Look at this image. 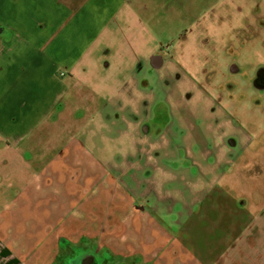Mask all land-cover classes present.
<instances>
[{"label":"rangeland","instance_id":"374dc122","mask_svg":"<svg viewBox=\"0 0 264 264\" xmlns=\"http://www.w3.org/2000/svg\"><path fill=\"white\" fill-rule=\"evenodd\" d=\"M6 4L0 0L3 10ZM120 4L86 44L61 50L64 67L47 69L41 87L13 91L38 105L45 101L46 109L53 97L55 117L15 147L0 140L3 148L20 150L19 159L12 150L5 152L9 170L30 167L39 173L35 183L28 173L18 186L35 185L36 203L12 188L0 199V244L6 250L0 264H46L47 252L39 247L69 230L104 250L127 254L132 245L141 251L142 240L151 242L146 222L152 215L138 216L141 233L129 227L133 206L145 202L143 191L165 201L169 210L179 206L182 217L190 212L197 230L191 237L194 264H221L226 250L236 258L227 254L224 264H243L241 252L255 248V233L264 229L255 218L264 203V108L248 85L264 62V0ZM9 18L0 12V21ZM35 44H21L20 51L39 53ZM155 55L163 56L159 71L148 68ZM235 58L242 64L236 65L238 77L228 70L231 61L238 63ZM12 89L5 90V98ZM147 120L156 135L143 136ZM229 139L237 147L231 149ZM59 151L69 155L68 169L80 168L85 177L96 172L91 186L61 184L68 177L58 173ZM31 153L32 163L23 165ZM134 171L139 193L131 194L126 184ZM80 177L76 181L82 182ZM238 199L250 208L241 209ZM43 213L51 231L47 243L38 240L36 247L33 239L45 231ZM206 219L209 225L203 224ZM34 249L39 259L31 255ZM252 259L264 264V238Z\"/></svg>","mask_w":264,"mask_h":264},{"label":"crops","instance_id":"0c3cea01","mask_svg":"<svg viewBox=\"0 0 264 264\" xmlns=\"http://www.w3.org/2000/svg\"><path fill=\"white\" fill-rule=\"evenodd\" d=\"M3 1H7V10L0 8V12L6 11L10 18L0 21V136L1 131L7 136L0 140L15 147L18 142L37 134L38 126L45 125L52 118L53 101L51 97V105L46 109L45 101L38 105L30 95H14L15 88L21 86L24 90L33 91L41 87L42 76L47 74V69L51 72V67L53 70L64 67L60 61L64 56L60 53L61 50L86 44L106 21L108 11L117 10L122 5L120 2L128 0H13L11 4L9 0ZM24 43H37L35 48L39 53L20 51L19 45ZM74 61L69 63L67 70H70ZM55 77L53 80H57ZM76 83L77 81L73 86H76ZM10 86L13 89L5 98L4 92ZM70 86L72 84L67 87ZM5 106L8 109H4ZM2 146L3 144H0V199L7 194L8 188H12L20 190L16 193L24 196L28 202H35V185H27L25 188L18 186L28 173L35 178V183L38 172L33 173L30 167L9 170L8 165H4L5 152L12 150L19 159L20 150ZM32 155L34 154L31 153L30 158L21 160V163H32ZM35 165L34 163L33 167ZM246 205L245 210L250 208L248 201ZM258 208L261 212L255 216L256 223L264 224V203ZM235 209H238L236 205ZM263 238L264 229L255 233L256 247L241 252L245 254L243 264L261 263L252 257L257 253ZM4 251L5 247L0 244V258L5 256ZM227 254L230 255L229 250L221 254V264L227 262ZM230 257L236 258L234 255Z\"/></svg>","mask_w":264,"mask_h":264},{"label":"flooded vegetation","instance_id":"af4514ba","mask_svg":"<svg viewBox=\"0 0 264 264\" xmlns=\"http://www.w3.org/2000/svg\"><path fill=\"white\" fill-rule=\"evenodd\" d=\"M253 44V43H252ZM252 44H250L252 46ZM159 56L163 59L161 55ZM238 61L237 64L234 61H231L228 65L229 73L232 76H240L241 68L238 69V66L242 65L238 58H235ZM164 61V60H163ZM74 62L70 65V67H74ZM141 65V64H140ZM238 65V66H236ZM237 68H236V67ZM72 67V68H73ZM70 68V69H72ZM148 68L154 70L150 62L148 60ZM161 70V69H160ZM63 75V74H62ZM258 78L259 82L258 86H262L264 88V62L258 64L251 73L249 88L250 91L256 93L261 97L260 106L264 108V90H258L255 88L254 81ZM252 96H250L251 98ZM56 109V107H55ZM52 117L54 118L55 116ZM141 132L144 137H150L156 135V131L154 130L153 124L147 120L146 125L141 126ZM227 144L231 145V149L237 147L236 141L229 139L227 140ZM59 160L61 162L60 167H57L58 173L61 177H68L63 183V186H79L85 188L86 186H91V180L96 177V172L94 174L88 173L85 177L83 170L78 168V170H70L65 165L69 163L66 161L69 155H65L67 153L59 151ZM68 152V151H67ZM65 153V154H63ZM50 159V157H48ZM50 163V162H49ZM54 163V162H53ZM61 169L63 171H61ZM135 177L130 176L128 178V184L132 186H128L126 184L128 191L131 194L139 193V189H137V183L139 182L140 177L137 176L139 171H134ZM83 178V181H76V179L80 176ZM134 186V187H133ZM144 192V203H138L133 206V210L135 211V217L132 218L130 222V232L134 231L138 234L142 231L143 224L138 220V216L142 214L150 213L152 217H150L146 222V227L148 228L151 242L146 243L142 240L141 251L134 250L133 246L130 245L127 254L115 253L110 250L102 249L96 240L86 241L84 236L77 237V231L69 230V232L57 236L55 238V243H49L45 246L39 247L42 252L45 250L47 252L46 255V264H194L197 263V259L195 254L197 252L196 245H192L191 237L196 234V228L192 227L190 212L188 214V218L180 216L183 215V212L179 211V206H176L175 209L169 210L167 208V203L162 201L161 199L155 200L149 196L148 191ZM75 192H72V194ZM81 195V193H78ZM139 199V198H137ZM239 207H243L241 209L245 210L247 207L246 202L244 200H237ZM236 201V202H237ZM36 203V202H35ZM46 218L42 222L44 225L45 231H51V228L47 226L45 223L50 218L48 214ZM211 215V214H210ZM209 220H203L204 225H209ZM202 224V222H201ZM187 226L183 230V227ZM207 230V229H205ZM204 230V231H205ZM43 232V231H41ZM40 235V234H39ZM39 235H37L39 237ZM183 237V239H181ZM188 239H185V238ZM38 238L35 237L33 239V245L37 247ZM44 240V239H43ZM89 242L92 246L86 243ZM196 249V251L193 250ZM36 254V259L38 257V251L34 249L31 252V255L34 256ZM25 263H28L25 258H22ZM36 264V261L34 262Z\"/></svg>","mask_w":264,"mask_h":264},{"label":"water","instance_id":"95a60500","mask_svg":"<svg viewBox=\"0 0 264 264\" xmlns=\"http://www.w3.org/2000/svg\"><path fill=\"white\" fill-rule=\"evenodd\" d=\"M149 62H150L151 67L154 70H160V69H162L163 64H164L163 59L161 57H159V56H152V57H150L149 58ZM230 73H233V72L230 71ZM258 82H259V80H258V78H256L255 81H254L255 88L258 89V90H264V88L262 86H258L257 85Z\"/></svg>","mask_w":264,"mask_h":264},{"label":"trees","instance_id":"16d2710c","mask_svg":"<svg viewBox=\"0 0 264 264\" xmlns=\"http://www.w3.org/2000/svg\"><path fill=\"white\" fill-rule=\"evenodd\" d=\"M32 213H34V214H36L35 212H32ZM39 215V214H38ZM46 216V215H45ZM33 220H36V219H33ZM42 235V237L41 238H39V242H42V241H44V244H46L47 243V241L46 240H43L44 238H46L47 236H49V232L48 231H44V233L43 234H41Z\"/></svg>","mask_w":264,"mask_h":264},{"label":"built area","instance_id":"2783aa9c","mask_svg":"<svg viewBox=\"0 0 264 264\" xmlns=\"http://www.w3.org/2000/svg\"><path fill=\"white\" fill-rule=\"evenodd\" d=\"M72 67H73V65H72ZM72 67H71V68H72ZM62 76H63V75H62Z\"/></svg>","mask_w":264,"mask_h":264}]
</instances>
